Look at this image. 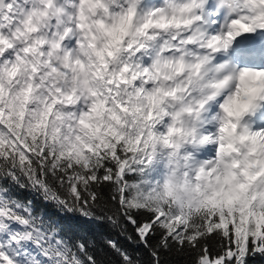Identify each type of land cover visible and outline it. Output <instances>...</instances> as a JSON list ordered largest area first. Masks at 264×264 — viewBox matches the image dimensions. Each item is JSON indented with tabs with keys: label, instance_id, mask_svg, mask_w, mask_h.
Returning a JSON list of instances; mask_svg holds the SVG:
<instances>
[{
	"label": "snow or ice",
	"instance_id": "1",
	"mask_svg": "<svg viewBox=\"0 0 264 264\" xmlns=\"http://www.w3.org/2000/svg\"><path fill=\"white\" fill-rule=\"evenodd\" d=\"M0 264H264V0H0Z\"/></svg>",
	"mask_w": 264,
	"mask_h": 264
}]
</instances>
